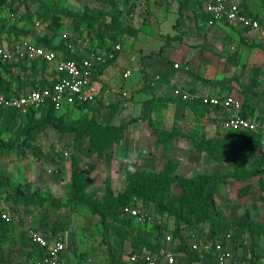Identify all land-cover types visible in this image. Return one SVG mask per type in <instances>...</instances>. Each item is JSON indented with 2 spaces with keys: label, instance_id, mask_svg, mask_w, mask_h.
Instances as JSON below:
<instances>
[{
  "label": "rangeland",
  "instance_id": "1",
  "mask_svg": "<svg viewBox=\"0 0 264 264\" xmlns=\"http://www.w3.org/2000/svg\"><path fill=\"white\" fill-rule=\"evenodd\" d=\"M187 1L173 0L179 5L178 13L162 14L160 21L158 16L150 13L149 0H0V44L11 45L9 43L15 39H24L47 47H59L65 41L63 34L70 32L74 42L70 41L68 44H77V48L80 42L78 40L88 37H96L101 43L109 38L116 44L124 45L132 41L135 46L138 43L143 46L149 44V34L154 33L150 28L152 24L158 23L162 28L165 26L166 31H170L171 25L178 29L185 16L181 12L183 4ZM243 1L248 6L250 0ZM257 4L264 8V0H257ZM198 5L197 16L206 21L207 18L201 11L202 6ZM109 51L110 55H114V60L118 53L113 52L111 47ZM127 51L128 48L122 51V56ZM21 67L22 63L17 59H12L11 62L0 59V73L5 81L11 79V75H22L25 78L28 72ZM121 68L122 66L116 65L111 70L119 73ZM244 73L241 75L245 78L243 82L240 76L231 82L236 81V87L249 98V95L252 96L251 84L255 85L257 78L249 79ZM13 86L17 88L18 84L15 82ZM120 97L127 100L123 95ZM119 105L118 100L107 103L98 101L83 107L82 111H70L67 114H52L46 108L33 113L0 112L1 264H40V250L29 241V229L66 236L69 240L67 252L70 261L77 264H122L128 260L129 249L134 248L136 243H143L141 239L156 246L164 231L165 234L173 233L174 217L166 216L159 207H149L150 221L143 223L135 220L130 226L114 225L111 221L103 225L102 217L90 212L87 201H103L109 184L116 194L125 191L128 186L126 164L122 162L121 168H118L117 163L106 156L99 158L96 152L89 149L90 138L86 137L95 132V129L88 130L93 122H99L102 127L113 125L112 119L120 113ZM255 105L264 111V105ZM121 121L120 125H137L126 119ZM128 125L124 131L125 138L114 146L115 150L118 149V156L122 157L125 153L138 149L139 158L134 164L138 171H162L168 161L164 162L162 168L161 162L159 166L144 167L141 170L138 168L149 162V153L147 150L146 157L141 156L139 146L143 143L136 144L127 139ZM140 130L142 132L141 126ZM221 130L216 139L197 137L194 142V145H204L207 152L214 155L212 160L217 162L215 172L208 174L212 176L209 187L213 191H221L220 187L232 189L235 185L237 190H241L240 193L251 194L255 201H264V137L249 138L247 135L250 134L247 133L238 134L225 128ZM113 134L110 131L108 137ZM230 135L234 140L226 146H220ZM207 140H217L220 143H203ZM109 147L104 149V154L112 150ZM106 162L111 163L107 165ZM169 162L177 168L181 166L178 160L172 159ZM75 176L80 190L73 184ZM194 176L197 174L183 169L179 173L173 172V186L168 198H165L169 207L184 204L188 194L183 183ZM198 192L195 189L193 194ZM35 195L36 202L31 204L21 198ZM222 198L224 200L219 199L220 202L230 200L224 196ZM134 200L141 207L145 205L140 199ZM214 203L215 199L212 205ZM184 207L185 212L190 214L189 205ZM4 213L9 215V220L2 217ZM167 221L172 225L170 229L166 227L169 224ZM185 226L193 228L186 223ZM263 230L264 224L260 237L264 234ZM124 234L127 235L125 240ZM258 238L259 235L252 239L249 234L235 236V249L241 253L248 250L255 258L259 253L256 248L259 247ZM192 255L194 259L190 264H196L194 261L203 264L195 257L196 254ZM257 257L259 259L261 254Z\"/></svg>",
  "mask_w": 264,
  "mask_h": 264
},
{
  "label": "crops",
  "instance_id": "2",
  "mask_svg": "<svg viewBox=\"0 0 264 264\" xmlns=\"http://www.w3.org/2000/svg\"><path fill=\"white\" fill-rule=\"evenodd\" d=\"M172 1L149 0L150 13L158 16V20L161 19L162 14H177L179 5ZM238 1H241L243 5V0ZM205 3L206 0H188L187 3L183 4L184 8L181 12L185 16L182 17L178 29L171 25L170 31H166L165 26L162 28L158 23L152 24L150 28L154 33L149 34V44L142 46L141 43H138L135 46L132 41L124 43V45L120 44L121 49L117 50L118 54L111 65L103 71H98L94 77V83L98 89V98L95 103L118 100V103L121 104L119 105V116L114 117L111 124L120 125L123 119L137 123L135 127L134 123L128 125L127 139H131L130 141L136 144L143 143L139 146V148L141 147L139 149L141 156L146 157L148 150L149 162H146L143 167L138 165L140 170L144 167L157 166L160 162L162 168L164 162H169L172 159L181 162V166L175 169L178 173L183 169L185 172H194L197 175L201 173L212 174L217 168V162L212 160L214 155L200 150L194 145V142H196L197 137L216 139L222 132L221 129L224 128V118L230 112L226 108H210V106L207 108V105L201 101L186 102L176 98L172 90L177 85H181L187 91L201 95L223 97L233 95L243 102V112L246 108L252 116H264V111L255 105L256 103L264 105L263 46L257 40V36L247 35L240 27H235L226 22H219L212 26L208 23V19L206 21L200 19L197 16L198 4L202 6L201 11L205 12ZM246 9L252 15L264 19V8L257 4V0H250ZM88 39L92 41V45H96L100 49L97 38L88 37L78 41ZM104 43L108 48L107 46H111L114 42L105 38ZM114 44L117 46L119 43ZM80 47L79 45L77 49H70V51L77 55V53L82 52ZM127 48L129 51L126 52L125 56H122L121 52ZM106 50L109 51V49ZM175 64H180V67L175 68ZM116 65L122 66L119 73L111 70V67ZM127 70L132 71L128 77L125 76ZM242 73L246 74L249 79L257 78L256 84L258 86L251 84L253 89H251L252 96L247 93L249 98L243 95L238 86L236 87V81L231 82L237 76H240L241 82H243L245 78L241 77ZM156 76H159V79L154 84H150ZM123 91L129 92L125 101L120 97ZM114 108L117 109L116 106ZM82 110L74 109L73 112ZM151 123L160 129L162 135L159 136L152 132ZM262 135L264 136V134ZM135 152L138 153V149ZM154 159H157V162ZM109 160L115 161L118 168H121L122 161L121 157L118 156V149L115 150L114 157ZM155 162L156 164H154ZM106 163L110 165L111 162ZM151 171L154 170L151 168ZM156 171L160 172L159 169ZM220 188L223 190H221L222 192L213 191L209 187V190L215 194V203L211 208V219L199 223L192 229L186 228L182 224L179 232L181 238L174 239L171 245L165 241L164 248L172 247L177 253V264L193 262L192 253L196 255L198 253L203 264H218L215 261L213 251L204 252L192 249V244L199 239L216 240L211 227L213 222L230 225L244 223L252 219L258 224H264L263 200L255 201L251 194L240 193L241 190H237L235 185L232 186V189ZM169 192L166 194L167 198ZM221 193L230 200L228 202L223 201L224 203L220 202L219 199H223ZM166 216L169 215L166 213ZM170 224V222L166 224L168 229L172 227ZM43 233L50 238L57 235ZM168 234L172 235V233ZM65 238L68 241V248L65 251L66 259L69 264H77L70 261L67 252L69 240L66 236ZM258 239L259 247L256 248L261 254L259 259H257L259 253L253 258L248 250L241 253L235 249L236 246L232 243L234 245H232V249L236 251L239 258V264H264V234L262 237L259 234ZM132 249H129V253L133 251ZM194 263L197 264L198 262L194 261Z\"/></svg>",
  "mask_w": 264,
  "mask_h": 264
},
{
  "label": "built area",
  "instance_id": "3",
  "mask_svg": "<svg viewBox=\"0 0 264 264\" xmlns=\"http://www.w3.org/2000/svg\"><path fill=\"white\" fill-rule=\"evenodd\" d=\"M204 11L210 15L208 23L215 25L219 22H227L235 27H240L249 36H257V40L264 47V19L256 17L247 11L238 0H206ZM63 38L74 42L70 32H65ZM91 40L79 42L82 52L77 53L78 59H65L60 52L49 47L37 44L35 41L20 39L11 45L0 46V57L3 60H24L33 63L41 61L48 66V76L53 81L52 87L42 90L30 89L21 95L7 96L0 92V107L4 109H17L29 111L40 109L51 104L58 113H66L69 110L78 109V106L94 104L98 98V89L94 83V73L96 69L107 60L106 51H101L96 45L91 44ZM78 45V47H79ZM69 49H77V44H69ZM116 51L121 49V45L115 46ZM180 64H175L179 68ZM49 71H51L49 73ZM131 70L125 72L128 77ZM55 76L57 79L55 80ZM159 76H156L150 84H154ZM149 84V82H148ZM173 95L186 102L201 101L203 104L213 108H226L229 115L224 118L223 127L232 131L252 132L264 134V118L260 116H246L243 113V102L241 99L228 95L214 96L201 95L185 90L181 85H177L172 90ZM124 97L129 96V92H122ZM61 162V160H58ZM149 207H141L134 204L125 205L120 209L126 217L135 218L138 222L150 221ZM3 218L9 220V215L4 213ZM31 243L39 245L43 250L40 264H69L66 259L68 241L62 234H57L53 238L36 229H29L27 232ZM165 241L170 245L173 243L171 234L165 235ZM232 233L226 234L225 241L201 240L192 244V249L200 251H213L215 261L218 264H239V258L234 252ZM127 262L133 264H177V253L172 247L163 248L160 252H150L148 250L131 251L127 256Z\"/></svg>",
  "mask_w": 264,
  "mask_h": 264
},
{
  "label": "trees",
  "instance_id": "4",
  "mask_svg": "<svg viewBox=\"0 0 264 264\" xmlns=\"http://www.w3.org/2000/svg\"><path fill=\"white\" fill-rule=\"evenodd\" d=\"M243 6L246 8V4L243 1ZM204 16L209 20L210 15L208 13L204 12ZM256 17H259L255 15ZM227 23V22H226ZM229 24V23H228ZM96 38V37H95ZM65 41L62 43L59 47H49L53 50H56L60 52V54L63 55L65 59H78L79 57L76 54H73L69 49V44L71 40L64 39ZM18 41L15 39L13 42ZM99 46L101 51H107L106 49L112 48V51L117 53L115 49V44L113 43L111 46H107L105 43H101L102 41L99 40ZM13 42L9 44H13ZM40 44V43H38ZM42 45V44H40ZM2 46V44H0ZM45 46V45H43ZM47 47V46H45ZM99 48V47H98ZM107 60L104 64L100 65L94 73V77L98 71H103L111 61H113L114 57H111V52L107 51ZM0 59L4 62H11V60H3L1 57ZM22 63L21 69H25L28 73V75L23 78L22 75H11V79L3 80V75L0 73V92L7 96L12 95H21L22 93L27 92L30 89H38L42 90L47 87H52L53 81L48 76L47 70L48 66L46 64H43L40 60L35 61L33 63L29 62L27 59L24 60H18ZM24 66V67H23ZM26 67V68H25ZM31 77V78H29ZM57 79V76L54 78ZM18 84L17 88H14V83ZM92 104H85L82 106H78V109H82L86 106H91ZM48 110L49 112L58 113L51 104H48L46 107H44V110ZM208 108V105H207ZM211 108V107H210ZM220 108V107H218ZM41 109V108H40ZM40 109H31L29 112H36ZM74 110V109H73ZM73 110H69L72 112ZM0 112H23L17 109H4L0 107ZM68 112L64 113L67 114ZM246 116H249L251 113L245 108V111L243 112ZM261 118H264V116H261ZM152 124V123H151ZM127 125H108L102 127L101 124L98 122H93L88 127V130H94L95 132L92 133L91 136H86L90 138L89 142V149L93 152H96L97 156L99 158L106 156L108 159H112L115 155V147L118 145L120 141H123L125 138V130L127 129ZM153 133L158 134L159 136L162 135V132L159 131L160 129H157L153 124ZM113 131L114 134L111 137H108L109 132ZM234 133H242L240 131H233ZM164 133V132H163ZM250 135H247V137H264L262 134L259 133H247ZM252 135V136H251ZM102 139L100 140V137ZM234 140V137L232 135L228 136V138L225 139V143L220 144V146H226L227 144H230ZM201 141V140H200ZM203 143H217L219 144L217 140H207V142ZM110 146L112 150L108 153L104 154V149L106 147ZM115 146V147H114ZM197 148H199L202 151H207L206 147L202 145L201 143H198L195 145ZM135 168V165H133ZM175 169H177L176 166L172 165L170 162H167L165 165V168L162 169L160 172H144V171H138L137 168H135V172H130L128 170V166L126 165L125 172L127 173V182L128 186L125 189V191L116 194L114 189L109 184L107 187L106 196L103 201H87L88 207L90 209V212L93 214H99L102 217V223L103 225H107L110 223V221L114 225H121L122 224L126 226H130L133 221H135V218L132 217H126L122 214L123 206L134 204L137 205V201L134 199H140L143 202H145L143 207H159V210H161L163 213H167L169 216L174 217L175 219V229H173V239L181 238V235L179 234L181 230V225L185 223L191 225L192 227L197 226L199 223H203L209 219H211L212 214V202L215 199L214 193L209 190V184L212 180V176L208 174H198L195 177H192L185 181L183 183V188L185 189L186 193L188 194L187 198L184 199V204H182L180 207H169L165 201L166 193L171 190V187L173 186V178L172 174L175 172ZM73 184L77 190L79 189L78 181L76 179V176L73 180ZM198 189V193H194V190ZM80 190V189H79ZM153 197V199H152ZM25 201H27L28 204L35 203L36 202V195L32 197H26L21 196ZM44 200L41 202L43 203ZM189 205L190 214L185 212V205ZM139 206V205H138ZM189 215V216H188ZM192 217V218H191ZM215 223V224H214ZM262 231V225L258 224V222L249 219L248 221L244 223H237V224H230V225H222L217 222L212 223V232L213 236L216 237V239H221L225 241L226 234L232 233L233 237V244L235 245V236H240L242 234H249L250 237L253 239L256 235H259ZM151 232V231H150ZM150 235V234H149ZM165 231L163 232L160 241L158 240L156 246H154L150 241H147L145 239H141L143 243H136L134 248L132 250L134 251H141V250H148L150 252H159L161 248L165 247ZM123 239H127V235L124 234ZM33 244V243H32ZM36 246L40 251L39 258L41 259V256H43L42 248L37 245ZM233 245V246H234ZM234 250V249H233ZM236 253V251H234ZM196 258L200 259V255L197 253L195 255ZM129 262H123L122 264H127ZM133 264V263H130ZM144 264V263H141Z\"/></svg>",
  "mask_w": 264,
  "mask_h": 264
},
{
  "label": "clouds",
  "instance_id": "5",
  "mask_svg": "<svg viewBox=\"0 0 264 264\" xmlns=\"http://www.w3.org/2000/svg\"><path fill=\"white\" fill-rule=\"evenodd\" d=\"M138 159V153L135 151H130L126 155L121 157V161L128 166L130 172H135L133 165Z\"/></svg>",
  "mask_w": 264,
  "mask_h": 264
}]
</instances>
